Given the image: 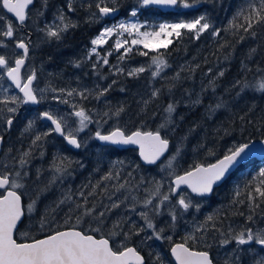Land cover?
<instances>
[{"label": "trees", "instance_id": "obj_1", "mask_svg": "<svg viewBox=\"0 0 264 264\" xmlns=\"http://www.w3.org/2000/svg\"><path fill=\"white\" fill-rule=\"evenodd\" d=\"M51 1L47 0L46 5L50 6ZM75 1L72 5L74 13H71L76 23L81 24L62 34L60 40L52 41L35 56L37 79L34 86L45 89L37 94L38 98L43 97L39 107H24L21 104L17 108L11 103L7 106L0 104V136L6 137L0 154V173L5 172L10 179L24 185L16 189L23 199L25 218L15 239L18 242H32L56 230H67L76 223L75 217L79 215L76 205H84V197H87L86 206H95L93 216L101 211L106 213L101 218V232H90L96 238L101 235L108 237L109 231L118 222L120 228L116 231L122 228L123 232H127L133 224L145 226V221L139 215L142 211L148 213L157 229H164L163 236H172L171 242L166 239L158 241L154 237L147 239L152 235L151 229L139 236H132L128 246L137 248L145 257L146 264H159L158 254L164 264H174L170 249L174 243H182L186 234L198 238L195 245L189 242V247L208 252L215 264H253L256 257L249 254L248 245L239 246L240 250H237L234 240L223 246L220 241L227 238L230 228L233 235L245 228L253 231L264 229V204L252 212L248 202L249 192L257 195L254 188L260 171L264 170V162L252 160L242 165L209 198H195L183 189L194 205L187 212L176 203L178 196H172L171 202L161 205L159 215L152 209L172 187L173 177L169 175L167 160L176 154L177 148L180 154L174 166L176 174L181 175L195 164L215 163L233 145L264 139V93L256 90V85L264 80V24L254 26L252 31L256 32L255 37L245 33L242 28L233 27L234 23H243V18L237 17V13L247 9L250 3L259 5L260 0H188L194 4L193 9L167 12L145 8L141 0H112L109 7L118 10L117 18L131 17V11L135 9L138 19L151 25L191 21L200 15L205 16L211 24L212 27L199 39L182 29L184 35L179 39L174 36L167 48H159L168 66L155 78L152 76L155 65L151 57L157 52L142 45L133 47V51L123 60L119 57L124 49L114 51L112 48V66H99L94 70L93 64L86 61V47L102 26L111 20L90 19L91 14L97 12L96 6L89 8L85 0ZM63 6L66 7L65 2ZM82 16L84 18L80 19ZM8 24L17 26L0 5V32L6 30ZM213 29L219 32L218 36L212 35ZM1 39L14 42L12 37L0 35V45ZM141 51L148 55H140ZM77 64L80 66L77 67ZM139 67L145 68V71L137 77L128 75L129 71ZM2 72L0 83L10 85L5 71ZM220 72L224 75L220 76ZM210 81H214V86L210 85ZM103 88H109L108 92L96 99L95 94ZM62 89L64 92L60 91ZM73 89L76 92L68 96L67 91ZM157 89L159 95L153 98L152 93ZM85 90L92 94L86 92L88 98L82 99L77 93ZM10 91L21 97L12 87ZM144 101H149L146 107ZM169 104L175 106V111L171 114L172 122L161 129V135L169 140L170 151L154 167L142 165L136 149L102 146L95 140L97 131L107 134L116 128L127 134L137 129L155 131L168 120L166 108ZM217 104L222 106L217 108ZM73 105L76 107L73 108ZM8 107L17 108V111L9 113ZM81 107L92 118L88 127L90 136L87 141L82 140L80 150L74 152L63 138L41 121L40 115L41 112L52 111L77 118L73 113ZM121 107L125 110L119 117L111 115ZM105 112L109 116H104ZM8 118L13 119L10 130L7 127ZM29 122L31 128H28ZM37 135H41L42 139L33 144ZM24 153L29 155L24 156ZM65 157L67 159L62 162L60 158ZM22 158L27 161L23 167L20 165ZM54 160L66 171L62 174L55 172L52 167ZM16 172H20V177H16ZM109 173L113 178L105 180ZM156 182L162 184L160 195L153 199V205L144 208L143 202L154 191ZM68 197L70 199H66ZM61 200L65 202L60 204ZM32 201H36L35 210L28 213L27 206ZM113 203L120 206L112 209L110 206ZM197 203L199 211L195 207ZM172 212L177 215L174 225L170 215ZM209 215L214 216V221L207 225L209 230L196 231L198 226L204 225ZM249 215H252V221H248ZM69 216L72 218L66 224ZM42 217L46 220L43 230L39 224ZM89 222L92 227L100 225V220L87 217L79 227L88 230ZM212 223L225 236L212 229ZM123 232L114 239L110 238V243L118 246L123 240ZM20 233L28 235L22 237ZM200 237L204 239L200 240ZM238 259L243 262L240 263Z\"/></svg>", "mask_w": 264, "mask_h": 264}, {"label": "snow or ice", "instance_id": "obj_2", "mask_svg": "<svg viewBox=\"0 0 264 264\" xmlns=\"http://www.w3.org/2000/svg\"><path fill=\"white\" fill-rule=\"evenodd\" d=\"M142 6H166L174 7L178 5V0H141ZM182 7L189 8L192 7V4L188 0H180ZM33 4V0H0V5L2 8L7 11V13L13 14L16 19L19 21L20 25H23L27 15L26 9ZM104 4V0H100L96 4V8L99 10L100 16H107L110 13L117 11L116 8H110L107 6H101ZM69 11H74L72 4L69 3ZM91 8V5H88ZM131 16H137V10L133 9L131 11ZM237 17L243 18L242 24H233V27L242 28L245 33H250L255 37L256 32L252 31L256 24H264V0H260L259 5L255 3H250L247 9H242L237 13ZM61 21L60 25L55 26V30L52 27L47 28L46 34L49 37H54L57 40L61 38V33L66 32L69 28L76 27L74 23L70 20L66 22V17L61 13L58 17ZM97 14L92 13L90 19H96ZM142 27H145L143 24L138 23H119L113 25L112 27H105L98 37L94 38L91 41L93 45L91 49V55H96L98 60L93 64V69L95 70L97 64L108 65L109 61L107 55H111V51L104 57H100V53L97 51V47L107 43L108 38L112 37L115 34L118 38L114 42V49L119 51L124 45L129 44V39L123 37L127 33L128 37H131L130 44L142 45L143 48L154 50L157 52L156 55L151 57L152 64L155 65V71L152 72L153 78L160 75L161 71L166 68L168 65L163 59L164 53L159 52V48H167L169 44L172 43V40L168 37L173 35L179 39L184 33L182 29L186 30L189 33L194 34V38L199 39L200 35L205 31L209 30L212 26L207 21L205 16H200L194 20L185 22L180 21L177 23H161L158 25V30L152 31H140ZM0 35L11 38L13 36V28L11 24L8 25L7 29L0 32ZM212 35L218 36L219 32L213 29ZM243 39V37H241ZM5 46V45H0ZM16 47L23 50V56L15 60V66H9L7 60L4 56L0 55V68L4 69L8 79L12 82L20 93L23 94L22 98L19 96H5L4 99H0V104L7 106L9 103L17 105V108L21 104H38L41 102L42 96L38 98L37 93H43L45 89H39L34 86V81H36V73L34 70H31L27 75L21 74V68L24 66L25 59L28 56V46L23 40L17 42ZM132 47L125 48L124 53L119 57L120 60H123L125 56L132 52ZM253 51H255L253 49ZM142 56H147L148 53L141 51L139 52ZM77 67L80 65L77 64ZM122 71V69H117ZM145 68L139 67L132 69L128 72L130 77H137L138 74L143 73ZM177 74V78H178ZM220 76H223L224 73L220 72ZM115 83V81H113ZM210 85L214 86V81H210ZM111 86H109L110 88ZM247 87V85H245ZM109 88H103L98 93L95 94V98L99 99L104 96ZM124 89H121L123 91ZM171 90V89H169ZM214 90V87H213ZM256 90L264 93V80L260 81L256 85ZM7 92V89L4 90ZM55 91V89H53ZM64 92V90H60ZM76 92L75 89L67 91L68 96H72ZM85 91L77 93L82 99H87ZM88 94H92L88 92ZM159 95V89L154 90L152 97L156 98ZM62 103H68L67 100H61ZM199 101H197L198 103ZM149 101H144L145 107ZM222 105L217 104V108ZM76 106L73 105V108ZM17 108L8 107L7 111L9 113H14L17 111ZM125 109L123 107L118 108L115 112L111 113L112 116L119 117ZM144 109H142L143 111ZM175 111V106L169 104L166 108V112L169 114L168 120L165 123L159 125L155 131H142L137 129L130 134H127L125 131L120 128H116L110 134L102 135L99 131L96 132V138L100 141L107 142L113 145H138L140 157L148 164H155L168 150L169 140L161 135V129H164L167 124L171 123V114ZM77 118H79V127L75 130L77 132L83 131L89 123L92 122V118L87 114L83 107L79 110L74 111L73 113ZM43 118L48 121H51V124L54 125L52 131L60 134L64 137L68 144L80 148L81 144L77 141L75 136L71 131L67 134L64 132V126L62 125V119L55 118L49 112L42 113ZM104 116H109L108 112L104 113ZM7 124L11 126L12 119H7ZM32 124L29 122L28 128H31ZM26 131L28 129H25ZM45 133L44 135H48ZM0 137V141H2ZM42 139L41 135H37L33 141L35 144L37 141ZM261 144H264V139L260 141ZM251 145L249 143H241L233 145L230 147L227 152L223 155L222 158L218 159L215 163L203 166L201 164H195L186 170L182 175L176 174L175 161L176 157L180 154V149L177 148L176 154L169 157L167 160V168L170 170L169 175L173 177L171 184L174 187L169 188V193L164 194L159 203L153 206V211L159 215V208L165 202H171L172 196H177V204L179 208L183 209L184 212H187L194 205L190 196L181 190L182 187L190 190L191 194L196 196H206L212 193L213 186L218 182L225 179L226 174L237 165L241 159L247 155L250 150ZM29 153H24V156H28ZM63 162L67 158H60ZM27 161L25 159L20 160V165L23 167ZM53 169L57 173H63L66 171V168H62L60 165H57L55 160L52 165ZM16 177H20V172H16ZM111 173L104 177L105 180L112 179ZM55 179V177L53 178ZM24 185L19 183L15 179H10V175L7 173H0V264H144V257L140 252L135 248L128 246V241L131 240L132 236H139L140 233L147 231L148 229L152 230V235L147 237V239H152L153 237L160 240L172 241V236H163L162 233L164 229H157L156 225L152 222L147 212L142 211L139 213L140 217L145 221V226L137 227L135 224L127 231L123 232L121 228L120 231L115 229L120 228V223L113 225V230H110L108 237L101 235L97 239L90 232H101V226L103 225L102 217L105 216V211H101L97 216H93L95 212V206L88 208L86 205L88 203L87 197H84V205L77 204L76 210L79 211V215L75 217L76 223L67 230H56L51 234L47 235L44 239H33L32 242H18L14 239V232L18 231V222L21 221L22 216H24V210L21 204V194H18L16 189L22 188ZM98 186V185H97ZM124 187V185H120ZM251 187V186H246ZM162 184L160 182L155 183V189L150 194L149 198L144 200L143 207L148 208L150 205H153V199L160 195V190ZM254 192L257 195H253L249 192L248 202L249 208L252 212L255 209L259 208L261 204H264V170H261L259 173L258 183L254 188ZM92 193H89L91 195ZM82 197L83 193L80 194ZM239 195V192L237 193ZM70 199V197L66 198ZM65 201L61 200L59 203L63 204ZM241 203H243L241 201ZM36 201H32L27 206V212L32 213L35 210ZM119 203H113L110 207L112 209L118 208ZM196 210L199 211V203L195 204ZM110 210V209H108ZM71 211V210H70ZM135 211V208H133ZM243 215V213H240ZM172 218L173 225L177 220V215L175 212L170 213ZM91 217L93 220H100V225L96 227L91 226L89 222V229L84 230L79 226L84 223L85 218ZM72 217L69 216L65 223H68ZM248 221H252V215L247 217ZM214 221V216L209 215L206 217L204 225H200L196 228V231H208V223ZM40 229L45 228L46 220L41 218L39 221ZM211 228L219 232L221 236H225V233L219 228H216L215 223H212ZM123 232V240L119 242L118 246L110 244V238L114 239ZM233 230L230 228L227 234V238L221 239L220 244L227 245L233 240L237 245V250H240L239 246L250 245L255 243L259 245L262 250H264V229H257L253 231L251 228H245L237 232L235 235L232 234ZM20 235L27 236L28 233H20ZM182 243H176L171 247V255L175 258L176 264H213L212 259L209 256V253L206 251L195 250L192 247H189V242L193 245L197 242V237L193 234H186L183 238ZM200 240H203L204 237H200ZM248 251H253L248 249ZM157 261L159 264H164V260L157 255ZM227 264V262H226ZM253 264H264V256L256 258L253 260Z\"/></svg>", "mask_w": 264, "mask_h": 264}, {"label": "rangeland", "instance_id": "obj_3", "mask_svg": "<svg viewBox=\"0 0 264 264\" xmlns=\"http://www.w3.org/2000/svg\"><path fill=\"white\" fill-rule=\"evenodd\" d=\"M46 1L47 0H36L35 6L29 12V20L26 24L25 31L23 29H20L18 26L11 25L13 28L12 39L14 40V42H10L8 40L1 39V45H5V46H0L2 56L5 57L9 66L12 67L15 64V60L22 56V54L17 50V47H16L17 42H19L21 40H23L24 42H27V39L30 37V34L33 35L32 39H31V49L36 51V53L34 52L31 54L30 58H32V61L29 62V65L27 66V68L24 72L25 75H27L31 70L36 71L37 64L35 63V56L37 55V52L38 53L41 52V50L44 49L48 44H50L54 40H57L54 37H49L46 34V32H47L48 27H52L53 30H55V26L61 24V21L58 18L61 15V13H63V15L66 17V22L68 20H70L76 26L81 24V23H76V21H75L76 18L72 15V13H74V11H69V7H68L69 3L74 5L76 2L75 0H52L51 1L52 4L50 6L46 5ZM85 1L88 4L92 5L93 8L96 6L97 3L100 2V0H85ZM111 1L112 0H104V4H102L101 6L109 7V3ZM178 1H179L178 6L176 8H174L173 10L179 11L182 9H193L194 8V4L192 2H189L190 4H192V7L184 8V7H182L180 0H178ZM64 2L66 4V7L63 6ZM91 11H95V10L92 9ZM96 11H97L96 12V14H97L96 20L100 21L101 19H104L102 16L99 15V10L97 9ZM200 16H202V15H200ZM82 18H84V16H82L80 19H82ZM122 22L123 23L143 24V25H145V27H142L140 29V31H142V32L145 30H147V31L158 30L159 24L168 23V22H158L157 24L151 25L148 22L140 21L137 16L136 17L131 16L128 18H117L115 20H111V22L103 25L102 28L100 29V31L90 40L89 46L86 47V49H87V53L85 55V56H87L86 61H89V63L95 64L98 60V57L96 55L90 56L91 49L93 47V45L91 44V41L94 38L98 37L100 32L105 27H112L113 25H116V24H119ZM186 22H188V21H186ZM73 28H75V27L69 28L66 32L72 30ZM64 33L65 32L61 33V38L63 36L62 34H64ZM173 37H174V35L172 37H168V39L172 40ZM117 38L118 37L115 34H113L112 37L108 38L106 44H103V45L97 47V51L100 53L101 58L106 56L108 54V52L111 51V55H107L109 64L103 65L101 63V64H97V67L108 66L110 68L112 66V64L110 63V61L112 59V53H114L112 51V48L114 49L113 45H114V42ZM119 38L120 39H124V38L129 39V44L124 45V47L121 48V49H124L123 53L125 51V48H127V47L133 48L135 46H138V45L133 46L130 44L131 37H128L127 33H125L123 37H119ZM114 51H116V50H114ZM2 71H5V70L0 69V76H1V73H3ZM5 74H6V72H5ZM0 82H1V80H0ZM5 89H7V92L4 91ZM10 89H11L10 85H6L5 83L4 84L0 83V99H4L5 96H15L14 92H11ZM39 89H42V88H39ZM38 93L40 94V92H38ZM46 112H48V111H46ZM49 113L52 114L57 119H62V125L64 126L66 134L69 131H71L75 137H78L80 142H82V140L87 141L89 139V136H90L88 134V131H89L88 127L90 126L89 124L83 131L77 132L75 130L79 127V118H70L66 114H61V113L58 114V113H56V112L54 113L52 111H49ZM49 127L52 130V127L51 126H49ZM2 167H5V165ZM3 173H5V172H3ZM253 252L257 253L256 255L254 254V256L256 258L264 256V252L262 253L258 250H255V251L253 250V251L249 252V254L252 255ZM238 261H240V259H238Z\"/></svg>", "mask_w": 264, "mask_h": 264}, {"label": "water", "instance_id": "obj_4", "mask_svg": "<svg viewBox=\"0 0 264 264\" xmlns=\"http://www.w3.org/2000/svg\"><path fill=\"white\" fill-rule=\"evenodd\" d=\"M35 3H36V0H33V4L30 5V6L28 7V9H26V15H27V18H26V20H25V22H24L23 25H20L19 21L16 19V17H15L13 14H11V13H7V11H6L5 9H3V10L5 11V13H6L7 15H9V16H10V17L16 22V24H17L19 27L24 28V27L26 26L28 20H29V12H30V10L35 6ZM178 4H179V1H178ZM177 6H178V5H177ZM177 6H174V7H166V6H156V5H152V6H147L146 8H153V9H158V10L163 11V12H167V11H170V10L176 8ZM117 17H118V10L115 11V12H113V13H110V14L107 15V16H103V18H109L110 20H115V19H117ZM32 36H33V35L31 34V35H30V38L28 39V41L25 42V43L27 44V46H28L29 51H28V56H27V58L25 59L24 66L21 68V74H22V75H24V71H25V69H26V67H27V65H28V61H29V58H30V55H31V42H30V40H31ZM23 42H24V41H23ZM17 50H18V51L22 54V56H23V50H22V49H19V48H17ZM14 66H15V64H14ZM14 66H12V67H14ZM6 76H7V75H6ZM7 79H8V77H7ZM8 81H9L10 85L13 87V89H14L17 93H19V94L21 95V97H22L23 94L20 93L19 89H17V88L15 87V85H13L12 82H11L9 79H8ZM23 105H24V107L30 106V107L36 108V107H39L40 103H38V104H31V103H29V104H23ZM43 113H44V112H43ZM41 121H42V122H46V123H48V124L52 127V129H54L55 126L51 124V121H48V120H46L45 118H43L42 114H41ZM12 123H13V119H12ZM11 126H12V124H11ZM11 126L8 125V128H11ZM64 132L66 133L65 129H64ZM54 133H55L58 137L64 139V137L61 136L60 134H58V133H56V132H54ZM110 133H111V132H110ZM110 133H107V134H110ZM101 134H102V135H107V134H104V133H101ZM94 137H95V140L97 141V143H99V144L102 145V146H112V147H115V148H118V149H121V150H128V149H136V150H138V156H139V159H140L142 165H144V166H146V167H154V166L160 164V163H161V162L167 157V155L169 154V151H170V143H169V148H168V150L165 152V154H164V155H163V156H162V157H161V158H160L155 164H148V163H146V162L140 157V154H139V151H140V150H139V146H138V145H113V144H109V143H107V142H103V141L98 140V139L96 138V135H94ZM2 138H3L2 141H0V154H1V152H2V148H3V145H4V137H2ZM75 138H76L77 141L80 143V140L78 139V137H75ZM261 140H262V139H260V140H254V141L248 142V143L251 145V148H250V150L248 151L247 155H245L244 158L241 159L240 162H239L237 165H235V166L229 171L228 174H226L225 179H223L222 181L218 182L217 184H215V185L213 186V191H212L211 194L206 195V196H203V197H201V196H196L195 194H191V193H190V190L186 189V187H182V189H181V190H178V191H182L183 189H186V190H187V191H188L193 197H196V198H209V197H211V196L213 195L215 189H217V188H219L220 186H222V185H223V184L229 179V177H230L233 173H235V172L238 170V168H240L242 165H245V164H247L248 162H250V161H252V160H255L257 163H262V162H264V144H261V143H260ZM64 141H65L66 145H67L72 151H74V152H78V151L80 150V148H81V147H80V148H76V147H74V146L68 144L67 141H66L65 139H64ZM80 144H81V143H80ZM203 166H207V165H203ZM181 175H182V174H181ZM171 181H172V180H171ZM172 187H174V185H172ZM0 191H3V190H0ZM18 194H19V193H18ZM177 196H178V195H177ZM21 204H22V208H23V210H24V204H23V199H22V197H21ZM24 218H25V211H24V216H22V218H21V221L18 222V225H17L18 228L20 227V225H21V223L23 222ZM16 232H17V231H16ZM16 232H14V239H15V234H16ZM42 239H44V238H42ZM97 239H99V238H97ZM29 243H30V242H29ZM176 243H181V242H176ZM176 243H174V244H176ZM110 244H111V243H110ZM174 244H173V245H174ZM173 245H172V246H173ZM131 247H134V246H131ZM136 249H137V248H136ZM137 250H138V249H137ZM140 254L142 255V253H140ZM142 256H143V255H142ZM170 256H171V258H172L174 264H176L175 258L172 257V255H171V250H170ZM209 256H210V258H211V255H210V254H209ZM143 257H144V256H143ZM211 259H212V258H211ZM212 261H213V260H212ZM144 264H146L145 257H144ZM213 264H215V263L213 262Z\"/></svg>", "mask_w": 264, "mask_h": 264}, {"label": "flooded vegetation", "instance_id": "obj_5", "mask_svg": "<svg viewBox=\"0 0 264 264\" xmlns=\"http://www.w3.org/2000/svg\"><path fill=\"white\" fill-rule=\"evenodd\" d=\"M24 31H25V30H24ZM30 35H31V34H30ZM31 54H32V51H31ZM30 59H31V58H30ZM29 62H30V60H29ZM29 62H28V65H29ZM24 72H25V71H24ZM24 75H25V73H24ZM41 114H42V112H41ZM3 136H5V135H3ZM1 192H3V191H1ZM248 248H249V249H252V250H254V251H255V250H258V251H260V252H262V253L264 252V250H262L261 247H260L259 245H256L255 243H252V244L248 245ZM253 254L256 255L257 253L253 252ZM225 257L227 258L228 255H226ZM211 258H212V257H211ZM237 261H238V260H237ZM241 262H243V261L240 260V263H241Z\"/></svg>", "mask_w": 264, "mask_h": 264}, {"label": "bare ground", "instance_id": "obj_6", "mask_svg": "<svg viewBox=\"0 0 264 264\" xmlns=\"http://www.w3.org/2000/svg\"><path fill=\"white\" fill-rule=\"evenodd\" d=\"M88 31V30H87ZM46 55V54H45ZM54 59V58H53ZM9 130L11 129V128H8ZM3 137H5V136H3ZM6 138V137H5Z\"/></svg>", "mask_w": 264, "mask_h": 264}]
</instances>
